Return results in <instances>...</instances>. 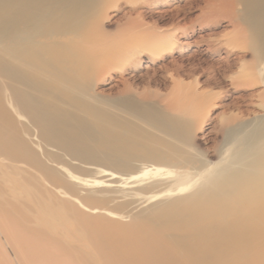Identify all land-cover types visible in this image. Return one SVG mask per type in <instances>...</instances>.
I'll list each match as a JSON object with an SVG mask.
<instances>
[{"label":"bare ground","instance_id":"obj_1","mask_svg":"<svg viewBox=\"0 0 264 264\" xmlns=\"http://www.w3.org/2000/svg\"><path fill=\"white\" fill-rule=\"evenodd\" d=\"M104 2L0 0V158L9 167L26 165L57 182L59 172L46 158L62 151L72 160L91 163L99 160L100 147L109 154L104 163L114 168L139 156L158 165L127 178L130 187H139L168 163L157 147L141 140L147 136L143 126L158 132V137L151 135L156 142L161 135L172 138L166 146L183 158L179 142H188V129L181 112H155L132 100L109 102L94 88L95 76L111 63L123 69L121 51L130 45L129 39H103ZM237 3L245 6L239 19ZM218 7L231 10L242 27L254 66L248 72L242 68L239 75L252 83L254 67L264 59V0H221ZM185 90L196 99L204 97ZM177 103L178 98H171L169 107ZM260 106V112L240 110L226 118L225 144L232 145L233 153L210 180L197 185L185 174V182L169 193L173 197L145 218L109 224L97 248L103 264H264V104ZM253 114L261 116L253 125L238 122ZM99 173L113 182L119 178L117 172ZM107 180L89 181L98 187L120 186Z\"/></svg>","mask_w":264,"mask_h":264},{"label":"rangeland","instance_id":"obj_2","mask_svg":"<svg viewBox=\"0 0 264 264\" xmlns=\"http://www.w3.org/2000/svg\"><path fill=\"white\" fill-rule=\"evenodd\" d=\"M220 2L105 0L100 23L103 39H129L130 45L121 51L123 69L111 63L95 76L94 88L109 102L132 100L155 112H181L188 129V142H179L183 158H176L177 151L166 146L172 138L161 135L162 141L156 142L152 136L158 137V132L148 126H143L147 136L141 140L157 147L168 163L157 175H148L139 187H130L133 182L127 183V178L158 165L139 156L129 165L114 168L104 163L109 154L100 147L99 160L92 159L90 165L72 160L62 151L61 156L53 155L52 161L46 158L59 172L57 182L26 165L9 167V162L0 158V264H103L105 259L97 248L112 221L130 224L138 217L145 218L173 197L169 193L185 182L182 176L188 174L190 181L203 185L220 169L222 160L231 157L232 145L225 144V120L240 110L260 112L264 59L254 67V82L239 75L242 68L248 72L254 66L242 27L235 19L243 15L245 6L237 3L233 15L218 7ZM185 89L202 92L204 97L188 96ZM174 97L178 103L170 108L169 100ZM260 117L246 115L238 122L250 126ZM104 169L117 172L119 180L114 182L121 187H98L89 181L107 180L108 176L99 173ZM155 194L161 198L154 200Z\"/></svg>","mask_w":264,"mask_h":264}]
</instances>
